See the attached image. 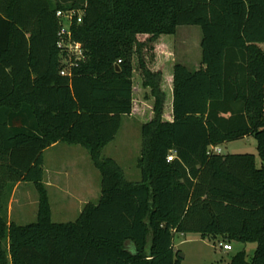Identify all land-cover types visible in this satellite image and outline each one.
<instances>
[{"label":"trees","instance_id":"16d2710c","mask_svg":"<svg viewBox=\"0 0 264 264\" xmlns=\"http://www.w3.org/2000/svg\"><path fill=\"white\" fill-rule=\"evenodd\" d=\"M70 9L84 12L71 30L86 59L62 75L57 12ZM183 25L202 30L196 70L168 38ZM262 44L264 0H0V264H182L176 234L256 243L229 264H264ZM123 116L143 120L136 182L103 156ZM248 136L261 166L210 150ZM59 143L101 173L99 200L61 223L44 182ZM23 182L39 195L27 225L9 214Z\"/></svg>","mask_w":264,"mask_h":264},{"label":"rangeland","instance_id":"374dc122","mask_svg":"<svg viewBox=\"0 0 264 264\" xmlns=\"http://www.w3.org/2000/svg\"><path fill=\"white\" fill-rule=\"evenodd\" d=\"M53 1L56 2V0ZM168 38L175 41L176 62L181 64L191 62L187 67L194 69L191 64L193 62V65H196L197 58L195 56L198 54L200 57L201 55V27L183 25L178 28L176 35L168 36ZM262 47L264 48V44ZM142 124L143 120L137 117L123 116L122 126L117 137L103 150V156L115 159L124 169L127 178L133 182L141 179L138 161L142 151ZM60 144L45 154L44 164L45 170L51 169L53 172H61L65 169L64 173L68 174L67 176L63 175V178L61 177L65 184L64 191L60 188L55 189L56 187L50 189L52 220L57 223L76 220L81 212V203L84 201L97 202L101 192V173L94 165L89 152L81 145ZM257 146V140L253 136H248L241 140L223 144L220 148L222 154H254L257 164L261 166ZM86 176H88L90 191H85L80 182ZM46 188L49 190L47 185ZM38 211L39 195L34 183L23 182L12 203L11 221L19 225L33 223L38 219ZM219 242L229 243L231 249L224 250L219 247ZM174 246L184 256H179L182 264H229L232 257L242 250H245L248 258H251L257 244L230 242L221 236L203 239L198 234H176Z\"/></svg>","mask_w":264,"mask_h":264},{"label":"built area","instance_id":"2783aa9c","mask_svg":"<svg viewBox=\"0 0 264 264\" xmlns=\"http://www.w3.org/2000/svg\"><path fill=\"white\" fill-rule=\"evenodd\" d=\"M83 10L81 9H70L67 11H58L57 16L60 19L61 27L58 31V42L57 45L61 50L67 52V59L65 58L64 64L65 67L61 71L62 75L70 74L69 68L72 66H77L79 62L86 59V54L83 48V45L80 42H77L73 38L71 27L75 23H81L83 17ZM120 62V61H119ZM211 152L220 154L222 153L220 147H211ZM174 158V154H171L168 157V160L171 161ZM219 247L224 250H230L231 245L229 243L219 242Z\"/></svg>","mask_w":264,"mask_h":264},{"label":"crops","instance_id":"0c3cea01","mask_svg":"<svg viewBox=\"0 0 264 264\" xmlns=\"http://www.w3.org/2000/svg\"><path fill=\"white\" fill-rule=\"evenodd\" d=\"M200 48H201V43H200ZM197 59V62H195L196 63V65H193V62H192V68H194V69H192V70H196V69H199L200 67H201V55H200V57L198 56V54L195 56ZM175 61H177L176 60V51H175ZM191 63V62H190ZM190 63H184L186 66H189V64ZM194 63V64H195ZM188 68H190V67H188ZM169 78V80L171 79V77H168ZM169 93H171L170 91H169ZM167 106H168V108H167V117L171 114V98H169V100H168V102H167ZM246 138V137H245ZM61 144L59 143V144H55V145H53L52 147H50V148H48L45 152H44V164H45V154L47 153V152H49L50 150H52V149H55V148H57L58 146H60ZM52 162H53V160H52ZM64 171H65V169H63V171L61 170V172H53L51 169H47V170H45V177H44V182H45V184L49 187V195H50V201H51V188H55V189H59L60 188V190H63V187L65 186V184H64V180H62L61 179V177L64 175H68L66 172L64 173ZM88 176H89V174H88ZM88 176H86V177H84L83 178V180H81L80 182L83 184V187H84V190L85 191H90L89 190V186H88V180H87V177ZM63 178V177H62ZM81 179V178H80ZM66 180V179H65ZM79 180V179H78ZM23 183H19V184H17V186L15 187V190H14V193H13V196H12V198H11V202H10V206H9V214H10V211H11V207H12V203H13V201H14V198H15V195H16V192H17V190H18V188L20 187V185H22ZM53 190V189H52ZM64 191V190H63ZM100 195H101V192H100ZM99 198H100V196H99ZM99 198H98V200H99ZM89 202H91V201H89ZM86 203H88L87 201H84V202H82L81 203V209H80V211H82V209H83V207H84V205L86 204ZM199 235V234H198Z\"/></svg>","mask_w":264,"mask_h":264},{"label":"water","instance_id":"95a60500","mask_svg":"<svg viewBox=\"0 0 264 264\" xmlns=\"http://www.w3.org/2000/svg\"><path fill=\"white\" fill-rule=\"evenodd\" d=\"M119 68V66H117V69ZM180 257H184L182 254L179 255Z\"/></svg>","mask_w":264,"mask_h":264}]
</instances>
